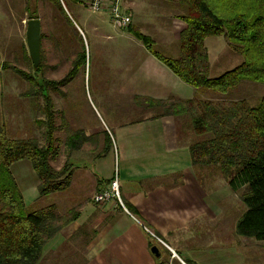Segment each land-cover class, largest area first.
<instances>
[{
    "label": "rangeland",
    "instance_id": "374dc122",
    "mask_svg": "<svg viewBox=\"0 0 264 264\" xmlns=\"http://www.w3.org/2000/svg\"><path fill=\"white\" fill-rule=\"evenodd\" d=\"M64 1L70 9L71 4L82 6L81 0ZM137 1L139 2L138 6H133V14L136 17L132 24L130 23V31L127 30V32H130L134 38V34L137 32L143 36H148L150 51L160 58L178 60L181 55L179 35L186 28L185 24L177 19V16L182 14L178 1ZM38 2L37 12L31 13L41 21L40 59L42 56V64L46 67L38 75L28 59L26 49H24L25 38H0V118L1 120L5 116L10 118L7 122L8 127L5 128L0 122V128H4L5 131L7 129L11 139L31 138L35 139L40 146H44L46 143V128L39 124L37 127L34 126V120L38 119H43V121L39 120L38 122L45 124L44 109H48L47 101L44 95L41 94L44 92L41 87L43 88L44 81H61L71 70L72 62L81 51L82 46L77 42L78 36L65 25L66 31L64 30V33L66 37L59 38L54 28L55 25H51V18H53V21H61L59 15L47 0H38ZM70 13L74 19H78L76 18L78 14L73 6ZM108 19L111 22L110 17ZM110 24L114 29L108 24L105 38H99V33L93 30L95 33L93 37L97 38H86L88 40V46L86 45V47L84 38L78 32L87 56L86 65L79 70L75 79L65 87L64 91L60 86H57L58 92H55L56 90L50 92L51 102H54L55 105L54 122L58 124L57 126H60L57 121L61 120V108L65 102V113L69 115L70 119L80 117L85 130L91 131L92 135L96 134L90 141L87 140L88 148L83 147L79 154L71 155L69 162L78 172L92 173L97 179V171L103 172L107 177L114 173L113 179L115 172L118 175V170L123 175L127 174L123 160L118 165L116 158V165H114V157L116 156L115 141L113 140L115 125L119 122L125 124L126 121L129 123L144 117L156 116L165 110L158 105L152 106L153 103H146V100H136L125 96L121 90H118L123 84L126 87L129 80L127 73L132 71L129 59H131L130 57L134 51L131 43L126 39H123L121 43L119 42L124 35L117 32L127 29L130 24L123 29L113 26L112 22ZM115 30L117 31L115 32ZM139 42L144 45L143 41ZM203 45L208 59L206 73L210 78L218 77L239 66L244 61L237 43L226 39L222 35L206 38ZM21 53L23 58L20 56ZM134 61L137 62V59ZM27 76H36V84L29 83L26 79ZM131 80H129V83L132 82ZM52 87L55 88L53 85ZM36 93L38 95L33 97L32 95ZM186 96L197 100L212 101L244 99L251 105H256L264 97V84L246 81L225 95H220L205 88H194ZM149 104L151 105L148 106ZM50 110L53 112V108L50 107ZM146 113H148L147 116ZM165 117H170L167 120L169 124L174 126L172 132L177 145L181 146L183 142L190 146L193 141H197L198 137H195L190 129L185 128L183 117L174 118L170 115ZM154 122L151 124L153 127H150L151 135L156 141H162L165 146L164 137L160 135L162 134L160 120ZM36 128L37 131H34ZM142 130L148 131L147 127ZM56 138L59 141H56L54 147L58 150V155L61 154L60 161L54 160L52 166L60 170L64 165V161L67 160V152L62 144L63 134L58 133ZM183 154L178 151L174 154L161 155L160 160L165 158L178 163L185 156ZM149 159V157H145L143 161ZM149 165L147 167L151 168ZM166 165L170 167L168 164ZM176 171L179 173L171 176L166 174V178H155L158 186H169L170 183L173 187H178L182 177H180V170L177 169ZM191 172L194 182L193 190L196 191L195 205L199 212L205 211V214L191 221V224L185 229L182 234L183 238L185 237L182 246L187 245L191 250H196V248L202 250L203 252L196 255L201 264H264V242L241 239L235 233L237 219L244 212V206L240 202L238 194L231 192L216 168L196 167L194 169L191 166ZM11 173L16 182L20 183L22 189L25 190V207L28 209L34 207L35 200L38 199V191L30 188L31 186L28 187L36 179L31 164L28 161L14 163L11 166ZM136 177L134 180H137L136 182L139 184L141 175L138 174ZM146 182L144 181V183ZM140 183L142 184V182ZM152 186L153 184H151ZM77 193V190H75L76 195ZM121 211L123 210L121 209ZM162 252L164 251L162 250ZM166 256L161 257L160 260L165 262ZM40 264L49 263L44 260ZM51 264L57 263L53 260ZM168 264H172V259Z\"/></svg>",
    "mask_w": 264,
    "mask_h": 264
},
{
    "label": "trees",
    "instance_id": "16d2710c",
    "mask_svg": "<svg viewBox=\"0 0 264 264\" xmlns=\"http://www.w3.org/2000/svg\"><path fill=\"white\" fill-rule=\"evenodd\" d=\"M177 1L182 9L177 19L186 26L179 35L181 55L178 60H171L151 52L162 64L185 84L220 95L227 94L246 81L264 84V0ZM47 2L61 20H55L54 27L59 38L66 37L65 25L78 36L77 42L82 48L68 74L58 82L44 81L42 90H49L52 85L55 89L67 85L85 67L87 60L82 39L69 20L61 0ZM221 35L237 43L244 61L234 69L210 78L206 73L208 59L203 43L208 37ZM134 36L143 41L150 51L148 37L138 32ZM40 60V67L35 69L38 75L46 67L42 64V56ZM26 79L36 84V76H27ZM45 100L49 102L48 97ZM155 105L165 109L155 118L169 115L183 117L185 128L198 137L189 146L191 166L194 169L216 168L231 192L238 194L244 212L237 219L236 235L241 239L264 242V97L256 105L244 99L158 101ZM50 107L49 102L48 109H44L47 122L39 123L46 128L44 146L31 138L11 139L8 132L0 128V264H38L45 244L68 222L67 219L63 221L52 207L36 211L26 208L11 173L14 163L28 161L38 181L39 198H46L68 186L73 169L69 156L80 149L87 139L78 131L68 134L65 140L67 161L60 170L52 167L51 162L58 157V150L54 147L57 140L53 137L56 132L55 114ZM158 247L159 251L167 253L165 263L168 264L171 254L159 243Z\"/></svg>",
    "mask_w": 264,
    "mask_h": 264
},
{
    "label": "crops",
    "instance_id": "0c3cea01",
    "mask_svg": "<svg viewBox=\"0 0 264 264\" xmlns=\"http://www.w3.org/2000/svg\"><path fill=\"white\" fill-rule=\"evenodd\" d=\"M73 1L76 0H71V2ZM61 3L69 20L84 38L85 47L86 45L88 46L86 38H97L93 37L94 31L99 33V36L96 34L99 38H105L107 25L111 26L107 14L90 13L85 8V0H81L82 6H76L75 4L70 6L71 9L73 6V9L78 14V17H76L78 19H74L70 13L71 9L65 1L61 0ZM138 4L137 0H124L126 12L128 14L132 13L131 15L129 14L131 24L136 17L133 14V6L137 7ZM38 5V0H0V38H26L27 22L31 19V16H35L36 18L34 19H39L31 13L37 12ZM131 24L125 30H115L120 35H124L119 42L121 43L123 39H126V41L131 43L134 51L130 57L131 59H129L132 71L127 73L129 80L132 79V82L129 83L128 80L126 87L123 84L118 90H121L125 96L136 100H146V103H153L152 106H155L158 101L193 100L186 95L194 88L181 81L145 45H142L139 40L131 36L130 32H127V30L130 31ZM51 25H55L53 18H51ZM108 38L110 37L108 36ZM24 49L28 53L26 41ZM136 50L141 51L137 52ZM20 56L23 58L22 53ZM136 59L137 62L134 61ZM67 85L60 86L62 91ZM54 90L58 92L53 87H50L49 90L45 88L42 95L49 98L51 96L50 92ZM32 96L36 97L34 94ZM49 102L54 113L55 105L54 102H51V97ZM49 102L47 101V107H49ZM65 106L64 102L61 108V120L57 121L60 126H57L58 124L54 122L56 127L55 140L59 141L56 138L58 133L63 134L62 144L65 148L66 136L78 131L90 141L96 134L92 135L91 131L85 130L80 117L70 119L69 115L65 113ZM145 112L147 111L145 110ZM145 115L147 116L148 113ZM169 118H158L162 130L160 135L164 137L165 146L162 141H156L151 135V128L153 127L151 124L156 120L158 121L155 115L130 121L129 123L126 121L125 124L119 122L114 127V129L116 128L113 138L116 152L114 165H116V158L118 165L123 160V165L127 170V174L124 175L118 170L117 182L120 196L123 198L121 199L128 214L121 211L114 202L102 206L93 202L94 195L109 184L110 180L113 179L114 173L107 177L103 172L97 171V179L94 174L78 172L73 166L70 182L64 190L46 198H39L38 196L35 204L32 203L34 207H29V210L36 211L52 207L54 212L64 219L63 221L68 220L57 234L45 244L38 264L44 260H47L49 264L53 260L57 264L58 262L59 264H157V260L150 252L153 246L159 248V242L154 237L160 239L161 242L163 241L164 245L159 244L171 254L170 259H172L170 250L173 251L175 257L172 259V264H181V262L184 264H186L185 262L188 264H201L196 255L203 251L197 248L196 250H191L187 245L185 247L182 246V242L185 240L182 234L191 224V221L205 214V211L199 212L195 205L196 191L193 190L194 182L191 172L189 145L182 142L181 147L176 144L172 132L174 126L169 124L167 120ZM9 120L10 118L6 116L2 120L0 118V122L5 128L8 127L7 122ZM39 120L43 121V119L34 120L35 127L38 126ZM146 127L148 131L142 130ZM34 131H37V128ZM6 132H8L7 129ZM83 147H87V142H84L80 149L72 152L71 155L79 154ZM178 151L185 154L178 163L165 158L160 160L161 155L174 154ZM60 154L55 159L56 161H60ZM145 157L150 159L143 161ZM53 162H51V166ZM147 165L151 168L147 167ZM177 169L180 170V177H182L178 187H173L170 183L169 186H158L157 178H166V174L171 176L179 173L176 171ZM56 170H59V168ZM138 174L141 175L140 182L142 184L140 182L138 184L137 180H134ZM144 181L147 182L144 183ZM151 184H153L152 187ZM17 185L21 191L23 201H25V190L22 189L20 183H17ZM37 186L38 181L35 179L28 187L37 191ZM75 190L78 192L77 195ZM160 252L161 257L164 256V253L167 255L165 251Z\"/></svg>",
    "mask_w": 264,
    "mask_h": 264
},
{
    "label": "built area",
    "instance_id": "2783aa9c",
    "mask_svg": "<svg viewBox=\"0 0 264 264\" xmlns=\"http://www.w3.org/2000/svg\"><path fill=\"white\" fill-rule=\"evenodd\" d=\"M84 5L85 8L92 14H107L115 27L123 29L131 23V18L124 8V0H85ZM113 201L118 207L128 214V211L125 209L121 200L116 172L114 179L93 197L94 204L99 206L109 204ZM154 238L159 243L164 245L160 239L156 237ZM170 252L172 253L173 259L175 254L171 250ZM181 264L184 263L181 262Z\"/></svg>",
    "mask_w": 264,
    "mask_h": 264
},
{
    "label": "water",
    "instance_id": "95a60500",
    "mask_svg": "<svg viewBox=\"0 0 264 264\" xmlns=\"http://www.w3.org/2000/svg\"><path fill=\"white\" fill-rule=\"evenodd\" d=\"M40 33L41 24L39 19H30L27 22L25 41L28 50L30 62L34 69H37L40 65ZM154 258L159 261L161 259V253L156 246L150 249Z\"/></svg>",
    "mask_w": 264,
    "mask_h": 264
},
{
    "label": "flooded vegetation",
    "instance_id": "af4514ba",
    "mask_svg": "<svg viewBox=\"0 0 264 264\" xmlns=\"http://www.w3.org/2000/svg\"><path fill=\"white\" fill-rule=\"evenodd\" d=\"M160 264H166L164 261L162 260H159Z\"/></svg>",
    "mask_w": 264,
    "mask_h": 264
}]
</instances>
